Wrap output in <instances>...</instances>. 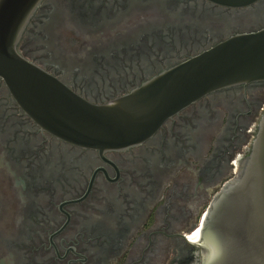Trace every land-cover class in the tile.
<instances>
[{
  "label": "flooded vegetation",
  "instance_id": "af4514ba",
  "mask_svg": "<svg viewBox=\"0 0 264 264\" xmlns=\"http://www.w3.org/2000/svg\"><path fill=\"white\" fill-rule=\"evenodd\" d=\"M263 26L264 0H41L17 50L102 103ZM263 109L264 81L223 87L142 143L99 151L41 129L0 78V264L193 260L185 238L248 155Z\"/></svg>",
  "mask_w": 264,
  "mask_h": 264
},
{
  "label": "water",
  "instance_id": "95a60500",
  "mask_svg": "<svg viewBox=\"0 0 264 264\" xmlns=\"http://www.w3.org/2000/svg\"><path fill=\"white\" fill-rule=\"evenodd\" d=\"M210 1L245 8L258 0ZM40 2L0 0V78L41 129L72 145L123 150L150 138L166 119L212 91L264 81L263 26L232 34L125 94L89 101L17 50ZM200 226L197 241L185 238L198 248L185 264H264V109L248 155L214 194Z\"/></svg>",
  "mask_w": 264,
  "mask_h": 264
},
{
  "label": "bare ground",
  "instance_id": "6f19581e",
  "mask_svg": "<svg viewBox=\"0 0 264 264\" xmlns=\"http://www.w3.org/2000/svg\"><path fill=\"white\" fill-rule=\"evenodd\" d=\"M200 227L201 226H199L198 228H196L195 229V231L192 233V234H189L188 236H187V238H188V240L189 241H191V242H195V241H197L199 238L198 237H200ZM194 234V235H193ZM193 236V237H192ZM191 237H192V239H191ZM195 238H196V240H195ZM194 239V240H193Z\"/></svg>",
  "mask_w": 264,
  "mask_h": 264
},
{
  "label": "built area",
  "instance_id": "2783aa9c",
  "mask_svg": "<svg viewBox=\"0 0 264 264\" xmlns=\"http://www.w3.org/2000/svg\"><path fill=\"white\" fill-rule=\"evenodd\" d=\"M200 225H201V224H200ZM200 225H199V226H200ZM199 226H198V227H199ZM192 233H193V232H192ZM192 233H191V234H192ZM198 238H199V237H198Z\"/></svg>",
  "mask_w": 264,
  "mask_h": 264
}]
</instances>
